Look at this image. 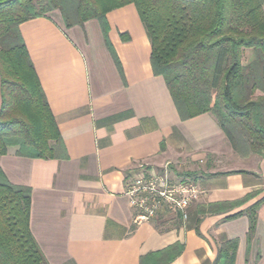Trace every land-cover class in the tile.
<instances>
[{
  "label": "crops",
  "instance_id": "obj_1",
  "mask_svg": "<svg viewBox=\"0 0 264 264\" xmlns=\"http://www.w3.org/2000/svg\"><path fill=\"white\" fill-rule=\"evenodd\" d=\"M107 19L118 61L97 19L67 27L54 10L20 25L65 149L44 159L11 146L0 167L11 183L31 188L30 228L48 262L140 264L142 255L181 242L183 252L169 264H210L222 242L237 239L236 264H264V203L250 241L246 215L199 214L210 203L259 192L233 213L263 197L264 157L233 150L211 113L183 118L153 72L134 4ZM141 162L170 163L174 181L199 186L188 219L167 211L134 222L125 191Z\"/></svg>",
  "mask_w": 264,
  "mask_h": 264
},
{
  "label": "trees",
  "instance_id": "obj_2",
  "mask_svg": "<svg viewBox=\"0 0 264 264\" xmlns=\"http://www.w3.org/2000/svg\"><path fill=\"white\" fill-rule=\"evenodd\" d=\"M128 4L136 6L150 39L153 72L164 77L183 118L211 113L233 150L264 157V0H0V157L11 146L44 159L65 149L21 23L54 10L67 27L97 19L118 61L107 14ZM246 49L254 59L245 65ZM258 194L200 206L199 214L246 215L250 241L264 196L231 211ZM30 213L31 188L11 183L0 167V264H50L31 232ZM238 245L237 239L222 242L210 264H236ZM184 247L175 242L149 252L140 264H169Z\"/></svg>",
  "mask_w": 264,
  "mask_h": 264
},
{
  "label": "built area",
  "instance_id": "obj_3",
  "mask_svg": "<svg viewBox=\"0 0 264 264\" xmlns=\"http://www.w3.org/2000/svg\"><path fill=\"white\" fill-rule=\"evenodd\" d=\"M200 193L199 186L192 181H174L170 163L156 167L144 162L136 166L125 191L136 224L150 221L167 211L186 220L190 205Z\"/></svg>",
  "mask_w": 264,
  "mask_h": 264
},
{
  "label": "rangeland",
  "instance_id": "obj_4",
  "mask_svg": "<svg viewBox=\"0 0 264 264\" xmlns=\"http://www.w3.org/2000/svg\"><path fill=\"white\" fill-rule=\"evenodd\" d=\"M57 11L60 14V11L59 10H57ZM51 12L53 13L54 11H51ZM253 59H254V51L252 49H246V50H244V54H243V64H245V65L246 64H249ZM250 155H252V154H250Z\"/></svg>",
  "mask_w": 264,
  "mask_h": 264
}]
</instances>
